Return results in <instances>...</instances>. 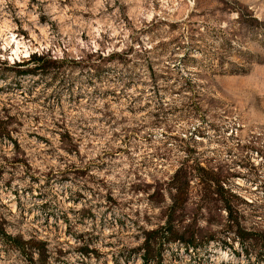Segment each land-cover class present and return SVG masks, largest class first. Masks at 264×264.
<instances>
[{
  "label": "rangeland",
  "instance_id": "obj_1",
  "mask_svg": "<svg viewBox=\"0 0 264 264\" xmlns=\"http://www.w3.org/2000/svg\"><path fill=\"white\" fill-rule=\"evenodd\" d=\"M0 264H264V0H0Z\"/></svg>",
  "mask_w": 264,
  "mask_h": 264
}]
</instances>
